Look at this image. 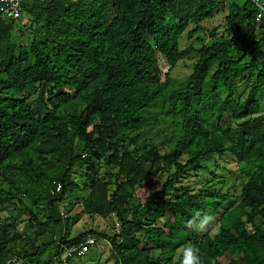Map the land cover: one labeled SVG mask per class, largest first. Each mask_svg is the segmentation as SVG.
<instances>
[{
	"label": "trees",
	"instance_id": "1",
	"mask_svg": "<svg viewBox=\"0 0 264 264\" xmlns=\"http://www.w3.org/2000/svg\"><path fill=\"white\" fill-rule=\"evenodd\" d=\"M20 2L27 43L13 39L20 20L0 14V210L24 212L28 230L0 220V264H54L87 238L106 241L114 264H181L187 246L201 264H264V21L253 4ZM223 10L226 36L181 47ZM226 157L256 172L235 204L198 176ZM77 194L84 214L115 218L118 232L70 237L78 203L64 201ZM208 221L215 232H199Z\"/></svg>",
	"mask_w": 264,
	"mask_h": 264
},
{
	"label": "rangeland",
	"instance_id": "2",
	"mask_svg": "<svg viewBox=\"0 0 264 264\" xmlns=\"http://www.w3.org/2000/svg\"><path fill=\"white\" fill-rule=\"evenodd\" d=\"M25 3L30 4L33 0H22ZM227 10H223L215 15L211 20L205 21L201 24V31L195 36V38L188 42L186 35L183 36L181 40V47L192 44L195 48H199L201 44H208L211 42V33L215 32L217 37L226 36L224 28V18L226 16ZM16 23V28L13 31V39L17 43H27L29 37H32L33 31L23 30L24 24H27L30 17L27 14H23L21 18ZM195 26L190 25L188 31H191ZM196 61V57L191 56L183 60L177 68L172 73V78L174 79L176 86L183 82V79L189 76L193 69V64ZM163 72H166L167 67L163 65ZM166 67V68H165ZM249 83L246 79H237L238 93H245ZM38 91H36L37 93ZM35 93V95H36ZM33 97H36L33 95ZM203 167L206 171L203 173H198L200 181L205 183L212 180L213 185L216 190L221 192V194L230 193L232 201L234 204L239 197V191L241 184L246 180L247 177L256 175V172L252 169L245 167L243 164L235 163L231 158H224L223 160L209 159L203 162ZM193 177V172H186L182 178L181 187H189L195 182ZM224 181L225 183H221ZM153 190H158L160 184L152 187ZM198 188V187H196ZM187 189V188H185ZM86 194H77L75 197L67 196L65 198V204L72 203L75 201L78 203L76 208L68 214L70 218V237H76L79 234L87 233L89 231H94L97 233H107L112 235L117 231L115 218H109L107 220L101 218H91L82 212L81 202L85 198ZM76 199V200H75ZM27 215L21 210H14L12 206H4L0 210V220L4 221L7 219L8 223L15 226L19 233H24L28 230ZM165 221H171L169 215L165 218ZM163 223L162 221L160 222ZM64 223L58 226L57 238L62 236L64 231ZM114 226V227H113ZM217 226L212 222L208 221L205 226L199 230V232H215ZM119 230V229H118ZM23 264V263H19ZM71 264H114V258L110 253V246L108 243L102 239H99L95 246H93L90 251L82 258L73 259Z\"/></svg>",
	"mask_w": 264,
	"mask_h": 264
},
{
	"label": "built area",
	"instance_id": "3",
	"mask_svg": "<svg viewBox=\"0 0 264 264\" xmlns=\"http://www.w3.org/2000/svg\"><path fill=\"white\" fill-rule=\"evenodd\" d=\"M223 2H231L232 0H222ZM255 7L256 22L264 21V0H246ZM0 14L10 20L16 21L21 18V2L20 0H0ZM60 186L56 188L59 192ZM117 231L119 224L116 223ZM95 245L93 238H87L86 241L74 245L66 249L63 254L54 260V264H71L73 259L84 257L90 249Z\"/></svg>",
	"mask_w": 264,
	"mask_h": 264
},
{
	"label": "clouds",
	"instance_id": "4",
	"mask_svg": "<svg viewBox=\"0 0 264 264\" xmlns=\"http://www.w3.org/2000/svg\"><path fill=\"white\" fill-rule=\"evenodd\" d=\"M211 217H205V221L210 220ZM204 221H202L203 223ZM199 250L193 246H187L183 250L181 264H201V257Z\"/></svg>",
	"mask_w": 264,
	"mask_h": 264
}]
</instances>
